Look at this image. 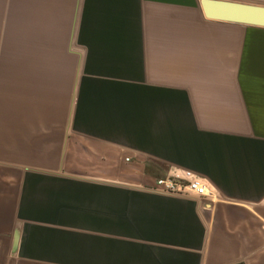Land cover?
<instances>
[{
    "label": "crops",
    "instance_id": "1",
    "mask_svg": "<svg viewBox=\"0 0 264 264\" xmlns=\"http://www.w3.org/2000/svg\"><path fill=\"white\" fill-rule=\"evenodd\" d=\"M72 5L70 98L44 55ZM184 169L213 203L155 188ZM0 264H264V27L199 0H0Z\"/></svg>",
    "mask_w": 264,
    "mask_h": 264
},
{
    "label": "rangeland",
    "instance_id": "2",
    "mask_svg": "<svg viewBox=\"0 0 264 264\" xmlns=\"http://www.w3.org/2000/svg\"><path fill=\"white\" fill-rule=\"evenodd\" d=\"M79 2V0H78ZM73 5L71 11H69V17H65V20L59 24H56L54 39L45 43V69L46 73L58 75L62 79L63 83L66 85L69 92V97L73 96L75 85L79 79V74L81 70L82 62V51L76 45L75 33L71 31V26H73ZM74 15V14H73ZM76 22H78V11L76 12ZM73 24V25H72ZM14 41L18 39V35L14 34ZM48 45V46H47ZM47 46V47H46ZM210 190V188H209ZM210 203H213L217 197L211 190L207 196Z\"/></svg>",
    "mask_w": 264,
    "mask_h": 264
},
{
    "label": "water",
    "instance_id": "3",
    "mask_svg": "<svg viewBox=\"0 0 264 264\" xmlns=\"http://www.w3.org/2000/svg\"><path fill=\"white\" fill-rule=\"evenodd\" d=\"M207 19L264 27V4L239 0H199Z\"/></svg>",
    "mask_w": 264,
    "mask_h": 264
},
{
    "label": "built area",
    "instance_id": "4",
    "mask_svg": "<svg viewBox=\"0 0 264 264\" xmlns=\"http://www.w3.org/2000/svg\"><path fill=\"white\" fill-rule=\"evenodd\" d=\"M155 188L162 193L197 197H205L210 192L209 186L204 180L191 170L184 169L182 172L173 173L164 178H158Z\"/></svg>",
    "mask_w": 264,
    "mask_h": 264
}]
</instances>
